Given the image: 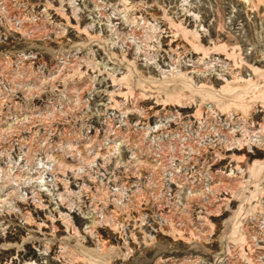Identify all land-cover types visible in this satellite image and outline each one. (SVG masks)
<instances>
[{
  "label": "rangeland",
  "instance_id": "1",
  "mask_svg": "<svg viewBox=\"0 0 264 264\" xmlns=\"http://www.w3.org/2000/svg\"><path fill=\"white\" fill-rule=\"evenodd\" d=\"M0 264H264V0H0Z\"/></svg>",
  "mask_w": 264,
  "mask_h": 264
},
{
  "label": "bare ground",
  "instance_id": "2",
  "mask_svg": "<svg viewBox=\"0 0 264 264\" xmlns=\"http://www.w3.org/2000/svg\"><path fill=\"white\" fill-rule=\"evenodd\" d=\"M228 176V175H227Z\"/></svg>",
  "mask_w": 264,
  "mask_h": 264
}]
</instances>
